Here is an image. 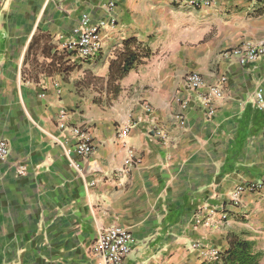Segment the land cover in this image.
<instances>
[{
    "label": "crops",
    "instance_id": "0c3cea01",
    "mask_svg": "<svg viewBox=\"0 0 264 264\" xmlns=\"http://www.w3.org/2000/svg\"><path fill=\"white\" fill-rule=\"evenodd\" d=\"M88 22L102 24V47L82 59L63 45ZM261 40L264 0H0V139L9 146L0 264H95L111 226L132 236L126 264H207L202 248L222 253L232 234L264 235V110L254 97L264 95V57L223 56ZM127 44L147 56L107 82ZM188 73L203 85L189 88ZM210 85L221 94L207 115L200 96ZM61 110L86 131L89 155L74 153ZM129 151L137 162L126 168ZM247 181L261 185L223 218Z\"/></svg>",
    "mask_w": 264,
    "mask_h": 264
},
{
    "label": "built area",
    "instance_id": "2783aa9c",
    "mask_svg": "<svg viewBox=\"0 0 264 264\" xmlns=\"http://www.w3.org/2000/svg\"><path fill=\"white\" fill-rule=\"evenodd\" d=\"M183 4L191 7L209 6L213 0H181ZM110 5H113L110 3ZM101 23H83L82 27L77 30V34L64 43V49L75 52L82 59L93 58L102 47L101 44ZM223 56L231 59H235L240 64H245L251 61H255L264 57V40L252 42L244 41L231 49L223 51ZM185 83L189 88L198 89L203 85L202 77L198 73H188L184 77ZM222 81L225 77L221 78ZM221 94L220 87L218 85L208 86L207 92L200 96L201 104L206 108V114L210 115L213 112L211 107L213 97H218ZM257 105L260 109L264 110V95L261 91H256L254 94ZM186 101L183 103V107L186 106ZM146 110H149L146 107ZM66 111L61 110L58 115V125L60 128H68L75 138V144L73 151L78 156L89 155L92 151V144L86 131L80 126H69L65 122ZM180 122L183 121L181 116L178 117ZM151 130L156 134L161 133V129L156 126H152ZM129 131V127L124 125L119 128V137H125ZM9 153V146L6 139H0V158H4ZM137 159H135L132 151H129L128 157L125 160L126 168L132 166ZM125 168V169H126ZM261 185L260 181H247L238 184L230 192V196L223 204L222 217L227 216V206H237L241 200V196L245 192H252L258 189ZM98 249L99 260L95 264H126V258L131 251L132 236L130 232L122 227L111 226L99 234L98 237ZM194 246H197L194 244ZM201 255L207 261H215L220 259V252L215 249H201Z\"/></svg>",
    "mask_w": 264,
    "mask_h": 264
},
{
    "label": "trees",
    "instance_id": "16d2710c",
    "mask_svg": "<svg viewBox=\"0 0 264 264\" xmlns=\"http://www.w3.org/2000/svg\"><path fill=\"white\" fill-rule=\"evenodd\" d=\"M128 45H125L124 51L110 62L107 82L113 83L121 79L133 65L147 56L146 52L133 50ZM118 89L119 87L116 86V89L112 88L111 92L116 94ZM220 261L222 264H258L257 253L252 250V242L234 234L229 236L227 249L220 253ZM216 263L218 261L207 264Z\"/></svg>",
    "mask_w": 264,
    "mask_h": 264
},
{
    "label": "rangeland",
    "instance_id": "374dc122",
    "mask_svg": "<svg viewBox=\"0 0 264 264\" xmlns=\"http://www.w3.org/2000/svg\"><path fill=\"white\" fill-rule=\"evenodd\" d=\"M91 82L93 83V81H90L89 83H91ZM100 82H101L100 80L97 81V83L94 81L93 88L89 89L90 87H87L84 90L83 93L86 95L87 99L90 98V96L93 95L94 92H98V90L95 88V85H97V86L100 85L99 84ZM244 239H246V238H244ZM247 240L252 242V250L254 253H257L258 264H264V235L257 236L255 238L247 239ZM215 261H218V263H216V264H222L220 259L215 260ZM208 262L211 263L214 261H208Z\"/></svg>",
    "mask_w": 264,
    "mask_h": 264
}]
</instances>
